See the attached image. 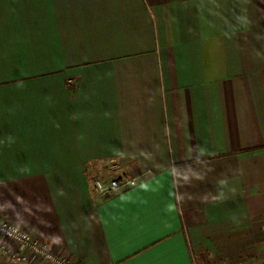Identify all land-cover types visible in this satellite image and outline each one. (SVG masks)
Segmentation results:
<instances>
[{
    "label": "crops",
    "instance_id": "1",
    "mask_svg": "<svg viewBox=\"0 0 264 264\" xmlns=\"http://www.w3.org/2000/svg\"><path fill=\"white\" fill-rule=\"evenodd\" d=\"M0 214L77 264H264V0H0Z\"/></svg>",
    "mask_w": 264,
    "mask_h": 264
},
{
    "label": "built area",
    "instance_id": "2",
    "mask_svg": "<svg viewBox=\"0 0 264 264\" xmlns=\"http://www.w3.org/2000/svg\"><path fill=\"white\" fill-rule=\"evenodd\" d=\"M69 84L72 85V80ZM138 182L137 177L128 175L113 178L96 177L92 183V190L97 194L118 192L133 187ZM0 253L8 254L12 264H77L56 253L41 236L1 214Z\"/></svg>",
    "mask_w": 264,
    "mask_h": 264
}]
</instances>
